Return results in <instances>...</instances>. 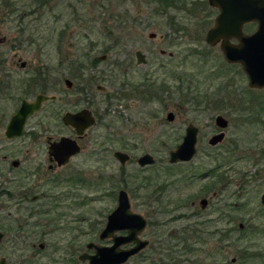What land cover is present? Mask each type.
<instances>
[{
  "label": "rangeland",
  "instance_id": "374dc122",
  "mask_svg": "<svg viewBox=\"0 0 264 264\" xmlns=\"http://www.w3.org/2000/svg\"><path fill=\"white\" fill-rule=\"evenodd\" d=\"M182 1L187 9L179 4V8L167 10L169 17L161 18L156 0H0V37L7 38L5 43L0 44V68L7 69L10 62H18V59L28 62L31 69L51 65L62 57L67 59L65 62H94L95 66L89 70L90 76L101 78L96 84H102L112 94L111 106L106 109L103 94L95 90L92 96L93 89L89 95H80L75 82L73 88L65 89V95H62L65 111L90 107L100 115L101 122L80 141L83 147L81 153L66 166L56 169L60 174L77 172L80 179L79 189L68 181L56 185L66 189L74 187L75 194L71 196L76 197H63L58 208L64 213L62 219L70 221L66 228L69 234L61 232V239H67L71 235L70 230L76 227V232H80L82 250L88 241L107 243L106 240L99 241L98 233L107 214L116 205L117 190L124 187L123 183L133 174L134 178L128 180L125 186L131 210L147 219L151 217V225L147 224L143 236L152 238L150 232L161 223L162 233L168 235L165 236L168 241L174 242L173 236L192 222H199L202 235H209L215 227L211 225L206 232L207 221L214 219V212L221 208L227 216L231 213L232 221L222 226L221 232L225 236L221 244L216 242V234L207 249L200 248V263L242 264L239 254L248 252L252 257L248 264H264V205L260 203L264 191V87H249L240 64L227 62L219 44L212 47L205 42V32L213 25L216 14L212 15L211 22L203 20L211 12L207 9L211 8L207 0H196L202 8L199 18L191 20L186 10L193 0ZM153 12H157L158 16L152 15ZM27 24L28 34L19 38L20 28ZM35 28L37 35L33 34ZM244 31L250 33L253 30L245 26ZM149 32L156 34L149 38ZM160 35L161 39L158 38ZM31 38L37 40L36 45L32 44ZM137 48L145 52L146 65L135 64L133 51ZM160 50L173 55L161 54ZM102 55H106L104 61L98 59ZM171 69L173 73L169 77ZM144 77L151 79L142 80ZM122 80L142 85V89L145 87L143 97L140 93L131 95L120 91ZM160 82L170 84L172 88H160V99L152 93L146 94L149 85L156 87L154 84L159 85ZM21 97L13 90L0 94L3 126L13 112L16 100ZM169 111L175 115L173 121L166 119ZM219 114L228 120V126L224 129L221 144L212 148L207 140L219 132L214 124V117ZM36 120L27 123L24 135L11 140L4 136V128H1L0 171L2 176L7 177L5 180H11L15 173L34 166L47 170L46 147L38 148L29 133ZM188 122L200 128L198 152L189 164H179L178 171L171 175L177 180L171 188L164 183L163 177L167 175L166 170H170L167 167L168 152L181 142ZM107 128L116 131L114 141L100 144L103 141L98 135L104 134ZM57 130L73 136L61 121L57 128L44 135L56 134ZM225 149L234 158L219 167L223 160L216 159V154L226 157ZM114 150L124 151L131 157V161L123 166V171L113 157ZM89 152H93L92 157L88 156ZM146 152L154 157L155 163L152 167L140 168L136 158ZM12 159L20 161L17 168L10 166ZM196 168L199 172L191 173ZM212 168L215 169L208 173ZM159 171L161 176L157 179ZM111 174L112 182L109 178ZM146 176L154 178L150 185L143 183ZM22 181L26 187L32 183L35 187L47 186L42 184L36 173ZM16 184L14 179L13 184L3 181L2 185L13 187ZM143 187H149L146 191L153 187L168 188L159 194L162 203L153 201L147 204L142 202ZM213 191L216 195L212 199L210 195ZM201 197L210 198V206L204 210L200 209L198 202ZM9 198L12 202L18 201L17 194ZM4 200L5 196H2ZM192 202L194 204L191 205ZM211 204L215 205L211 208ZM228 204L231 207H227ZM18 215L11 216L9 222L14 224L13 219L16 221ZM43 218L39 221L44 222ZM31 220L35 219L32 217ZM239 223L242 228H238ZM3 224L6 222H2L1 226ZM202 225L205 226L202 228ZM255 228L259 232L254 234L251 231ZM39 229H33L32 235ZM169 232L172 233L169 235ZM235 237L238 239L234 240ZM15 238L14 231L5 232L0 244V257L4 256L12 264H20L21 251L12 247ZM150 250V247L146 248L126 264H143L141 257L148 256ZM22 252L25 253V250ZM61 258L67 257L61 254ZM232 258H235L234 262Z\"/></svg>",
  "mask_w": 264,
  "mask_h": 264
},
{
  "label": "flooded vegetation",
  "instance_id": "af4514ba",
  "mask_svg": "<svg viewBox=\"0 0 264 264\" xmlns=\"http://www.w3.org/2000/svg\"><path fill=\"white\" fill-rule=\"evenodd\" d=\"M150 1L155 2V0H150ZM156 1H157V9H158L157 11L161 12V14L159 15L161 18L169 17V15L167 13V10L169 8L170 9L179 8L182 5L183 7H185V9H187V6L183 5L184 1H182V0H173V1L172 0H156ZM168 1H172L173 4L166 5V3ZM178 3L181 5H179ZM167 4H170V3L168 2ZM177 4L179 6H177ZM207 4L212 9L211 8L209 9L206 7L211 12H209L207 15H205L203 20H206L207 22H211L212 15L216 13L215 14V16H216L218 14L219 10L217 7L211 6L209 4L208 0H207ZM201 8H202V6L199 4V2H197L196 0H193L191 5L189 6L188 10H186L187 16H190L191 17L190 19L199 18V12L201 11ZM7 14H9V12ZM152 15H154L155 17L158 16L157 12H153ZM170 16L173 17V15H171V14H170ZM215 16H214V18H215ZM11 17H14V16L11 15ZM214 18H213V23H212L213 25H214ZM245 26H248L249 28H251L254 31L256 29L257 23L255 21H248V22H245L243 24V26H242L243 33L249 34V33H246L244 31ZM19 31H20L22 37L25 36V33H26L25 30H21V28H20ZM252 32H250V33H252ZM150 34H154V36H155L156 33L155 32H149L148 33V37L153 38L154 36L150 37ZM205 34H206V32H205ZM21 36L19 38H21ZM4 37H5V41H6L7 38H6V36H4ZM158 38L161 39L162 35L158 36ZM234 39L235 38H231L230 42H233ZM5 41L0 43V44L5 43ZM234 41H236V39ZM21 42L22 41H20L19 43H21ZM233 43H235V42H233ZM58 49H59V46H58ZM136 50L142 51L139 48H137L133 51L134 58H135V64L136 65H146L147 64V57H146L145 52H143V51L142 52L145 55L146 63L145 64H137V60H136V56H135ZM160 53L161 54L167 53L168 56L173 55L171 52H166L165 50H160ZM102 56H105V58L104 59L98 58V59L101 61H104L106 59V55H102ZM96 61H97V59H96ZM87 66H89V67H87ZM92 66H95L94 62H89V63H85V62H53L51 65L49 63V64H44L43 66L31 69L30 66H28V62L21 60V59H18V62H10L9 68H7V69H5L3 67L0 68V94L5 95V94H7L13 90L15 92H18L19 96H22L21 98H18L16 100L14 108H13V112L10 114V117L18 110V108L20 107V105L23 101L30 103V102L35 101L38 95H43L45 97L41 101L40 108L37 111H34L32 114H30L27 117L25 124H24V130H23L22 135H24V133L26 131L25 129L27 127V123L30 122L31 120L37 119L33 123L32 130L29 133L31 136H33L32 141L35 143V145L38 148L46 147L47 161H48V163L46 165L47 170L44 171V170H42L41 167H35L34 166V167H31V168H29L23 172L15 173V175L13 177H11L12 178L11 180H5V179H7V177L2 176V172L0 171V233L3 234V238L0 241V244L2 243V241L5 238V232L14 231V233L16 234V238L13 240L12 247L15 249V251H21L20 258H19L20 264H58V263H60V264H88L89 263L88 259L81 260V259H79V256L82 254H85L87 256L94 255V253H95L94 247H92V246L87 247V245L90 243H94V244H98L100 246H106V247H113L114 246L115 250L118 252L124 251V250H130L131 248H133L136 245V242H124L123 241L124 237H126L128 234V230L126 228L115 230L107 238H104V239L99 238V233L101 232V230L103 229V227L105 226V224L107 222V216L111 212H113L117 207V199H118L119 191L122 190V191L126 192L127 197L129 199V203H130L129 194H128L127 190H125V186H126L128 180L130 181V179L134 178L133 174H130L128 176V180H126L123 183L124 187L117 190L116 205L107 214L105 223L98 233L99 241L102 242V241L106 240V241H108L107 243L104 244V243L95 242V241H88L84 245V250H82L80 240H79L80 232H76V227L72 228V230H70L71 235L67 239L63 240L60 238L61 232L66 231L67 224L70 223V221H65L64 218L62 219V216H64V213H62L58 210V208L60 209V207H61V205H60L61 200L65 196L68 198H71V199L72 198L76 199V197L71 196V195L75 194V192H74L75 188L74 187H70V188L66 189L65 187H61V188L56 187V185L60 184L63 181H66V182L68 181L69 183H73L75 185V187L77 189H79L78 186L80 184V179H79V174H77V172H73L74 175L71 172L60 174L56 169L66 166L71 161L72 158H74L75 156H77L78 154L81 153V151L83 150V147H82V145H80V141L83 140L86 136H88L90 130L93 129L98 122L99 123L101 122L100 115L98 113H96V111L93 112V110L90 107H83V108H80L78 110H73V111H69V110L65 111V109L63 107V105H65V100H64V98H62V95L63 94L65 95V93H64L65 89H67V90L72 89L76 83L75 86H76L78 94L89 95V94L93 93V89H94V93L92 94V96H94V94L96 93L95 90H97L98 93L103 94L105 96V101H106L105 109L107 107L111 106V97L110 96L112 94L107 92L105 86H103L102 84H96L97 81L100 80L101 78L90 76L91 74H90L89 70ZM171 73H173L172 69L169 70V77H170ZM147 78L148 77H144L142 80H147ZM148 79H151V78H148ZM67 81H69L70 84H68ZM160 83L161 84H159V85L154 84L156 87H153V84L149 85L148 92L146 94L152 93L156 96V99H160L161 98L160 88H162L164 90L172 88V86L170 84L166 85L163 82H160ZM125 88H126V90H125L126 92L124 91ZM140 88H141V90H140ZM144 89H145V87H143V89H142V85L130 84L126 80H122L120 82V86H119L120 91H122L124 93H129L131 95H133V93H140L141 97H143ZM166 93H168V92H166ZM84 108L91 111L92 115L95 118V124L93 126H91L89 129H87L85 131V133L82 135V137H78L71 126L64 124V122L62 121V117L67 112L74 113V112H77V111L84 109ZM169 112H172V111H169ZM10 117L4 126H3L4 119H0V130L2 127L4 128V136L5 137H6L5 130H6L7 124L10 120ZM215 117H214V124H215ZM174 118H175V115H174ZM59 121L62 122L63 127L70 129L69 131H70V133H72L73 136L65 135L62 130H61L62 131L61 133L59 132V130H57L56 134H45L44 135V133H47V131H49L50 129L57 128ZM51 122H52V125H50ZM189 123H192V122H188L187 124H189ZM192 124L197 128V140H196V148H197L198 137L200 134L199 133L200 128L197 125H195L194 123H192ZM108 129L109 128H107V131H105L104 134L98 135L99 139L101 141H103V142H100V144H104L106 141L108 143H113V141H114L113 136L116 135V131L115 130H108ZM218 129L220 132L221 129L220 128H218ZM184 133H185V128H184ZM61 137H67L69 139L75 140L77 145L80 148V151L76 155L69 157L68 161L65 164L58 165V162L55 159L54 155L50 153V151H51L50 146L52 143L58 142ZM15 138H19V137L7 138V139L11 140V139H15ZM209 138H208V140H209ZM95 140H96V138H95ZM208 140H207V143H208ZM181 141H182V139H181ZM220 144H221V142L216 144L215 146H211V145L210 146L212 148L213 147L216 148ZM116 151H121V150H114L112 153L113 157H114V153ZM121 152H124V151H121ZM169 152H168V163L169 164L167 167L170 170H166V173L169 176L164 175L163 177L165 178L164 183H168L170 186H172L171 188H173L174 187L173 185L177 182V180L175 178L173 179L171 177V175L175 171H178L177 168H178L179 164H182V163L189 164V162L196 156L197 153L189 161L170 163L169 162ZM197 152H198V148H197ZM146 153H148V152H146ZM146 153H143V154H146ZM143 154H141V155H143ZM148 154H150V153H148ZM127 155H128V160L125 162V164L127 162L131 161L130 155L128 153H127ZM141 155H139V156H141ZM88 156L92 157L93 152H91V153L89 152ZM138 157L136 158V163H137ZM3 159H6V158L4 157ZM153 159H154V157H153ZM14 160L18 162V164L16 166H13L11 163ZM116 160L119 162L118 159H116ZM154 163H155V159H154ZM154 163L148 164V165H145L142 167L138 163H137V165L140 168H145L148 166L152 167V165ZM19 164H20V161L18 159L10 160V166L13 168H17L19 166ZM119 164H120V166H122L121 171H123V166H125V164L122 165L120 162H119ZM192 168L193 167H190V169H192ZM196 169L198 170V168H196ZM162 172H164V171H162ZM34 173H36L38 175V177L41 179L42 184L46 183L47 186L35 187V183H32V185L29 187L24 186L22 179L28 178L29 176L33 175ZM197 175H199V174H197ZM203 175L205 176V173ZM160 176H161V172L159 171V172H157V175H156L157 179ZM112 177H113V174L109 175V178L111 180H112ZM146 177H148V176H146ZM14 179H15V182L18 183L15 186L8 187V186L2 185L3 181L13 184ZM17 179H19V180H17ZM151 179H154V178H150L149 185L151 184V181H152ZM49 184H51V185H49ZM143 188L145 191H143L141 194L142 199H143L142 202L150 204L153 201H158V202L162 203L160 201L159 194L164 193L168 187H165V188L164 187H153L150 191H146L149 187H143ZM109 192L115 193L113 190L112 191L109 190ZM13 194L18 195V201H16V202L11 201L12 198H9V197ZM215 195H216V192L213 191L210 196L213 199L215 197ZM2 196H5L4 201H2ZM203 198H205L207 200V204H206L205 208H203V209L200 207L201 210H204L210 206V202H209L210 198L209 197L208 198L207 197H201L199 199V201ZM260 203H261V196H260ZM192 204H194V202H192L191 205ZM214 205L215 204H211V208ZM262 205H264V204H262ZM160 206H163V204H161ZM229 207H231V205ZM130 211L133 212L131 210V204H130ZM220 212H221V208H218V211L214 212L215 218L212 220H208L207 225H206V229H210L209 225L211 224L210 221H212L213 224L217 225V227L216 226H214V227H215V229H217L218 232L214 229L213 233H208L209 235H206L207 233L200 235V236H195L194 234L190 235L189 234V227H192V224H193V222H192V223L185 225L181 230H179V233L177 232L173 236V238H175L174 242L168 241L167 238L165 237V236L168 237V235H165V233H162V231H161L162 224L161 223L156 224L154 229L150 232L152 238L149 239L146 236H143V234H144L143 232L145 231L147 224H150L151 217H149V219H147L145 216L138 213L141 216H143V218L146 220V225H145L144 229L139 233L138 237L142 240H146L148 243L146 244L145 247H143L137 253L129 256L124 262L119 263V264H126L129 260L138 256L140 253H142L148 247H150L152 250H150L147 253L148 256H146V257L142 256L141 257V262L143 264H196V263L201 264L200 260H199L200 248L207 249L209 242L211 241L212 237H214L216 234L218 237L216 239V242L220 241V244H221V242L225 236L224 232H221L222 226L228 225V223H230L232 221L231 220V217H232L231 213L228 214L229 217H226V212H224V213H220ZM15 213H19V215L16 217V221L13 219L14 224H12L9 221H11V216L15 217L14 216ZM133 213H137V212H133ZM221 216H223V217L221 218ZM32 217L35 219L34 221L31 220ZM42 217H44L43 218L44 222L39 221ZM2 222H6V224H3L1 226ZM62 222H63V224H62ZM73 222H76V220H74ZM36 223L41 224V226H38V225L35 226L34 224H36ZM218 226H219V228H218ZM37 228H40V229L38 230V232L36 234L32 235V232H34L33 229H37ZM68 228L71 229V227H68ZM238 228H242L241 223H239ZM206 229H205V231L208 232ZM253 230H255V231L252 232ZM253 230L251 232L254 234L259 232L258 228H255ZM65 233L69 234V232H67V231ZM171 233L172 232H169L168 234L170 235ZM227 233H229V232H227ZM233 239L237 240L238 238L235 237ZM114 240L120 241L121 243L116 246ZM227 240L233 241L232 238H227ZM183 243H185V244H183ZM194 248H196V249L194 250ZM22 250H25V253H23ZM194 251L197 253L196 258H194V255L191 254ZM61 254L65 255L67 258L62 259ZM2 257H4V256H2ZM250 258H252V257L250 256V254L248 252H241L239 254V259L241 261H243L242 264L250 263L251 262ZM231 261L234 262L235 258H232ZM6 263L12 264V261H8L6 259Z\"/></svg>",
  "mask_w": 264,
  "mask_h": 264
},
{
  "label": "water",
  "instance_id": "95a60500",
  "mask_svg": "<svg viewBox=\"0 0 264 264\" xmlns=\"http://www.w3.org/2000/svg\"><path fill=\"white\" fill-rule=\"evenodd\" d=\"M208 2L211 6L217 7L219 12L214 18V25L206 31L205 42L211 46L219 44L227 62L241 65L247 77L249 87L263 88L264 0H208ZM248 21H255L257 26L252 33L245 34L242 31V26ZM153 36L154 34H150V37ZM231 38H235L237 43L230 42ZM4 41L5 37H0V43ZM135 56L137 64L146 63L145 55L142 51L136 50ZM104 58L105 56L100 57V59ZM67 83L70 84L69 81ZM44 98L43 95H38L33 102L23 101L21 103L18 110L10 117L6 126L5 135L7 138L20 137L23 134L27 117L40 108L41 101ZM166 119L172 121L174 114L168 112ZM62 121L64 124L71 126L78 137H82L85 131L95 124L94 116L86 108L74 113H65ZM215 124L221 131L209 138L208 144L211 146H215L223 140L225 135L223 129L228 126V120L222 115H217L215 117ZM196 140L197 128L192 123H189L185 127L181 143L169 152V162H185L192 159L197 153ZM50 149V153L54 155L58 165L65 164L69 157L76 155L80 151L76 141L67 137H61L58 142L52 143ZM114 157L122 165L128 160L127 153L121 151H116ZM11 163L13 166L18 164L15 160ZM137 163L142 167L154 163V159L150 154L146 153L138 157ZM261 203L264 204V192L261 195ZM206 204L207 200L205 198L199 201L202 209L205 208ZM145 225L146 220L143 216L130 211V203L126 192L119 191L117 207L107 216V222L99 233V238H107L115 230L126 228L128 234L124 237L123 241L136 242V245L130 250L118 252L114 246L106 247L90 243L87 247H94V255L87 256L82 254L79 256V259H88V264H119L124 262L129 256L137 253L148 243L146 240L138 237ZM2 238L3 234L0 233V241ZM120 243V241H115L116 246ZM0 264H7L4 257L0 258Z\"/></svg>",
  "mask_w": 264,
  "mask_h": 264
},
{
  "label": "trees",
  "instance_id": "16d2710c",
  "mask_svg": "<svg viewBox=\"0 0 264 264\" xmlns=\"http://www.w3.org/2000/svg\"><path fill=\"white\" fill-rule=\"evenodd\" d=\"M173 1V0H172ZM172 1H168L170 4H167L166 2V5H171V4H173V2ZM179 2V1H178ZM179 4V3H178ZM177 4V5H178ZM183 5H185V4H183ZM171 19H172V17H170ZM193 19V18H192ZM194 19H197V18H194ZM191 20V19H190ZM199 20V19H198ZM28 26H29V24H27V25H25V26H23L22 28H21V30H25L26 32H27V30H28ZM37 32H38V30L35 28L34 29V31H33V34L35 35H37ZM28 33H26V35H27ZM21 38H22V36H21ZM45 38H47V37H45ZM45 38H44V41L43 42H45ZM31 40H32V44H34V45H36L37 44V40L36 39H33V38H31ZM22 41H23V39H22ZM81 56V55H80ZM79 57V56H78ZM94 59V61H96V59L95 58H93ZM65 61H67V59L65 58V57H62V58H60L59 59V61L58 62H65ZM225 153H226V157H225V155L224 156H220V154H216V159H222L223 160V162H221V163H219V167L221 166V164L222 163H228V162H230V160L231 159H233L234 158V156H231V153H230V151L229 150H226L225 149V151H224ZM217 167H218V165H217ZM215 168H212V169H210L208 172H210V171H212V170H214ZM188 171L186 170V173H187ZM199 171L197 170V169H194L191 173H193V174H195V173H198ZM185 173V174H186ZM188 173H190V172H188ZM190 173V174H191ZM201 173H203V172H201ZM193 174H191V175H193ZM218 176V175H217ZM132 179H130V181H131ZM111 182H112V180H110ZM143 183H145L146 185H149V183H150V178L149 177H143ZM230 206V204H228L227 205V207H229ZM220 213H224L223 211H221ZM223 216H221V218H222ZM226 217H229V216H227L226 215ZM210 225H209V228L211 229V225H213V226H215V224H213L212 223V221H210ZM199 222L197 223V222H193V224H192V227H189V234L191 235V234H194L195 236H200V235H202V231H200L201 230V228L199 227ZM35 226H41V224H38V223H36V224H34ZM205 225H202L201 227L203 228ZM216 227H217V225H216ZM186 228V227H185ZM205 229H206V226H205ZM255 230H253L252 232H254ZM186 240V239H185ZM183 244H185V243H183ZM196 248H194V250H195ZM192 255H194V258H196V252L194 251V252H192L191 253ZM197 264V263H196Z\"/></svg>",
  "mask_w": 264,
  "mask_h": 264
}]
</instances>
